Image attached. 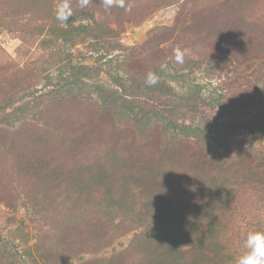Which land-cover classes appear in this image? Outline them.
Wrapping results in <instances>:
<instances>
[{"label":"rangeland","instance_id":"374dc122","mask_svg":"<svg viewBox=\"0 0 264 264\" xmlns=\"http://www.w3.org/2000/svg\"><path fill=\"white\" fill-rule=\"evenodd\" d=\"M81 5L0 0V264H237L264 232V0Z\"/></svg>","mask_w":264,"mask_h":264},{"label":"clouds","instance_id":"9594fccd","mask_svg":"<svg viewBox=\"0 0 264 264\" xmlns=\"http://www.w3.org/2000/svg\"><path fill=\"white\" fill-rule=\"evenodd\" d=\"M105 8H111L113 6L125 7V0H103ZM88 0H82L81 6H86ZM127 11L131 10L129 5L126 8ZM70 13L67 11V6H63L57 14V19L61 22H67ZM177 61L181 60V53H177ZM158 75L154 72H149L145 83L148 86H154L158 82ZM245 247L248 249L246 253L241 255L237 264H264V232L256 231L248 233Z\"/></svg>","mask_w":264,"mask_h":264},{"label":"trees","instance_id":"16d2710c","mask_svg":"<svg viewBox=\"0 0 264 264\" xmlns=\"http://www.w3.org/2000/svg\"><path fill=\"white\" fill-rule=\"evenodd\" d=\"M260 64H263V62L260 63ZM221 68L223 69L224 72H225V71L227 72V71H230V70L236 72V68H235L234 66L230 65V63H226V64L222 65ZM263 68H264V67H263ZM80 69H85V68H80ZM243 70H244V68H243ZM257 72H259V73L262 72V73L264 74V71H263V70H259V71H257ZM242 73H243V72H242ZM243 74H244V73H243ZM143 98H145V97H142V99H143ZM212 207H214V206H212ZM210 217H215V215H214L212 212L208 213V216L204 218V221L207 220V219L210 218Z\"/></svg>","mask_w":264,"mask_h":264}]
</instances>
